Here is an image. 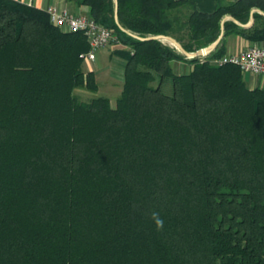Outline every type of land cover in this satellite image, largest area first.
<instances>
[{
  "label": "trees",
  "instance_id": "1",
  "mask_svg": "<svg viewBox=\"0 0 264 264\" xmlns=\"http://www.w3.org/2000/svg\"><path fill=\"white\" fill-rule=\"evenodd\" d=\"M75 1L122 46L114 105L74 95L97 90L82 31L0 0V264H264V88L212 62L223 38L189 59L114 17L193 52L223 16L244 24L264 0H217L210 12L187 0ZM253 18L226 20L224 36L264 41V16Z\"/></svg>",
  "mask_w": 264,
  "mask_h": 264
},
{
  "label": "crops",
  "instance_id": "2",
  "mask_svg": "<svg viewBox=\"0 0 264 264\" xmlns=\"http://www.w3.org/2000/svg\"><path fill=\"white\" fill-rule=\"evenodd\" d=\"M18 1L24 2V3L29 4V5H33L35 7H38L40 9H44V10H46L48 7H55L58 10H67L73 14H85V15H86V11H87L86 6L78 5L75 0H18ZM187 1L195 9H197L199 11H204V12L212 11L215 8L216 3H217V0H187ZM224 1L225 2H231V1H235V0H224ZM249 19H250V16L248 18V21H249ZM253 21H254V19H253ZM246 23H244V24H246ZM252 24H253V22H252ZM223 40H224V45H225L224 46L225 47V54H235V53L241 51L242 49H245V48H247L253 44H257V43L264 45V41H250V40L242 37L241 35H238L235 33H229V34L225 35L223 37ZM109 46L110 45H108L107 46L108 48L106 47L105 48L106 50L102 51L101 54L99 52H97L95 60L86 61L87 63L83 62L82 69L84 71H93L94 77H95V82L97 84V90L93 93L97 96H103V95L98 94L99 86L102 88L100 76H102V73H106L109 80L114 79L111 75L112 72L110 73L109 70L106 67H104V64L106 62H111V63L115 62V64H117L119 66V70L121 71L120 77L122 75V81L117 80V82L119 81L118 82L119 84H118V90L116 91V93L111 92L108 87H104V88H107L109 93L114 95V97L117 95L116 96V99H117V97L120 95V92L122 90L123 67H124L125 62L122 58L114 55L113 50L110 49L111 47H109ZM120 47H122V46H120ZM171 65L173 66L174 70L177 73L187 72L190 68V65H188L187 63L178 62V61H172ZM243 78H244L247 86L250 89H253L256 87L264 88V77L263 76L254 75V74H250V73H243ZM90 92H92V91H90ZM104 97H106V96H104ZM110 104H111V101H110Z\"/></svg>",
  "mask_w": 264,
  "mask_h": 264
},
{
  "label": "built area",
  "instance_id": "3",
  "mask_svg": "<svg viewBox=\"0 0 264 264\" xmlns=\"http://www.w3.org/2000/svg\"><path fill=\"white\" fill-rule=\"evenodd\" d=\"M50 21L66 31H82L87 38L89 48L80 56L85 61L96 59L97 52L117 42L114 32L95 22L85 14H73L67 10H58L55 7L46 9ZM214 64L231 63L239 67L242 73H250L264 77V47L251 45L235 54H224L212 61Z\"/></svg>",
  "mask_w": 264,
  "mask_h": 264
},
{
  "label": "water",
  "instance_id": "4",
  "mask_svg": "<svg viewBox=\"0 0 264 264\" xmlns=\"http://www.w3.org/2000/svg\"><path fill=\"white\" fill-rule=\"evenodd\" d=\"M254 12H258V13H260V14H262L264 16V12H262L261 10L256 9V8H252L251 11H250V19H249V21L246 24L239 23L231 15L223 16L221 21H220V33H219L218 37L212 43H210L209 45L201 47V48H199V49H197V50H195L193 52L186 51L179 42H177L174 38H172L171 36H168V35H150V36H146V37H141V36H138V35H136L134 33H131L130 31L124 29L119 24L116 13H115L114 17H115V21H116L117 26L119 27V29L124 31V32H126L127 34H129V35H131V36H133V37H135L137 39H140V40L155 39V40H159L161 42L163 40H166L170 44H172L177 49V51H179L181 54H183L186 58L191 59V58L206 56L207 54H209L210 52H212L216 48V46L219 44L221 39L224 37V22L226 20H231L234 23H236L237 25H239L240 27L247 28L253 22V19H254L253 18V13Z\"/></svg>",
  "mask_w": 264,
  "mask_h": 264
},
{
  "label": "rangeland",
  "instance_id": "5",
  "mask_svg": "<svg viewBox=\"0 0 264 264\" xmlns=\"http://www.w3.org/2000/svg\"><path fill=\"white\" fill-rule=\"evenodd\" d=\"M162 43L165 44V45H168V46H170L172 48H175L172 44H170L166 40L165 41L163 40ZM109 45H110L109 47H111L110 49H112V50L116 49L117 47L119 48L121 46L119 43L114 42V41L111 42ZM253 45H258V46H263L264 47V45L258 44V43L257 44H253ZM106 47L102 48L103 50L100 49L98 52L101 54L102 51L106 50L105 49ZM83 62L87 63L85 60ZM104 67H106L109 70L110 73L112 72L111 75H112V77L114 79L109 80L108 77H107V74L106 73H102V76H100V81H101L102 88L99 86L98 94L108 97L109 100L111 101V104L114 105L117 95L114 97V95L110 94L108 89L104 88V87H108L111 92L116 93V91L118 90V84H119L118 82L120 80L122 81V75L120 77V72L121 71L119 70V66L117 64H115V62H112V63L111 62H106L104 64ZM117 80H119V81L117 82ZM166 89H168V88H166ZM74 95L80 101H89L91 98L97 96L93 92H90V91H88L85 88H77V89H75L74 90Z\"/></svg>",
  "mask_w": 264,
  "mask_h": 264
},
{
  "label": "clouds",
  "instance_id": "6",
  "mask_svg": "<svg viewBox=\"0 0 264 264\" xmlns=\"http://www.w3.org/2000/svg\"><path fill=\"white\" fill-rule=\"evenodd\" d=\"M153 219L155 220L157 227H163V221L159 218L157 213H153Z\"/></svg>",
  "mask_w": 264,
  "mask_h": 264
},
{
  "label": "bare ground",
  "instance_id": "7",
  "mask_svg": "<svg viewBox=\"0 0 264 264\" xmlns=\"http://www.w3.org/2000/svg\"><path fill=\"white\" fill-rule=\"evenodd\" d=\"M165 41V40H164Z\"/></svg>",
  "mask_w": 264,
  "mask_h": 264
}]
</instances>
